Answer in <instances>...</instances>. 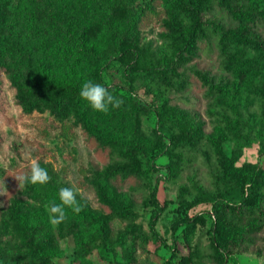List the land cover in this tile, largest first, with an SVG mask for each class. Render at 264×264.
Here are the masks:
<instances>
[{
  "label": "trees",
  "instance_id": "trees-1",
  "mask_svg": "<svg viewBox=\"0 0 264 264\" xmlns=\"http://www.w3.org/2000/svg\"><path fill=\"white\" fill-rule=\"evenodd\" d=\"M13 1L0 0V72H5L17 89V101L26 113L49 111L59 122H65L74 115L95 148L107 154L109 161L104 170H96L92 174V182L107 212L93 222L86 206L81 205L82 211L79 213L66 207L72 222L56 227L39 221L35 216L30 217L27 211L23 212L21 200L15 194L5 213V223H9L14 232L13 239L4 241L1 234L4 227H0V264H56L53 256L62 238L73 235L78 251L84 252L87 247L85 237L91 228L96 230L97 241L104 244L114 242L116 237L112 225L115 222L124 224V230L135 244L151 233L153 238L161 239L174 250L172 256H176L178 238H182L187 252L182 254L179 264H205V257L213 264H227V257L234 252V248H247L255 242L257 234L264 230V166L257 162L236 164L244 149L252 146L253 137L246 127L226 120L225 114L228 112L231 116L229 119L239 118V110L234 103L221 98L228 91V86L217 82L203 70L188 65L198 50L210 48L214 43L223 70L235 74L241 81L254 73V63L246 58L242 50L251 47L264 53V0H174L167 7L160 33L165 49L161 56L141 44L140 32L144 22L143 25L140 23L146 15L145 9L130 29H121L120 26L131 19L130 9L124 4H115L109 19L86 25L80 33L71 35L55 21L50 9L42 4L39 8V0H23L28 5L35 4L29 8L30 11L26 10L22 19L26 34L30 33L38 39L49 36L53 41L56 35L63 56L71 65L70 77L63 85L33 78L24 65L25 53L20 52L14 39L16 19L20 15L14 11ZM216 11L228 16L234 26L211 22L208 16ZM110 34H114L118 41L112 59L122 65L130 89L136 90L146 84L160 96L171 90L186 89L190 79L195 78L208 97L221 98L217 116L224 126L208 137L200 128L181 119L168 123L164 116L171 107L166 101L162 103L163 113H158L169 127V138L165 142L164 135L159 131H154L152 136L155 144H167L165 152L171 160L172 180L182 176L181 168L189 149L202 154L212 171L210 186L197 179L179 185L178 211L184 216L173 225V244L167 243L156 230L157 220L168 207V201L163 204L159 201L157 185L149 192L154 211L149 233L136 223V212L126 206L121 193L113 187L116 182H132V188L138 190L140 185L151 183L141 142L148 135L143 128L142 117L151 111V107L138 103L135 128L139 139L124 142L102 133L101 125L93 119L100 113L91 115V106L79 94L85 80L103 84L106 55L102 41ZM144 56H150L156 63L146 66L141 61ZM257 97L264 120V92L259 91ZM114 113L110 108L104 112L108 119H112ZM229 137L235 141L231 156L224 149V142ZM55 179L53 184L58 189L71 187ZM30 189L33 196L46 202L34 185ZM189 196L195 199L189 200ZM198 203H208L210 209L190 215L189 210ZM208 225L211 251L204 252L194 239L198 228ZM181 228V233L176 236ZM125 254L128 264H137L133 250L127 249Z\"/></svg>",
  "mask_w": 264,
  "mask_h": 264
},
{
  "label": "rangeland",
  "instance_id": "rangeland-1",
  "mask_svg": "<svg viewBox=\"0 0 264 264\" xmlns=\"http://www.w3.org/2000/svg\"><path fill=\"white\" fill-rule=\"evenodd\" d=\"M174 0H39L55 15V21L71 35L80 33L86 25L95 24L102 19H109L115 4H124L130 9L131 19L120 26L121 29H130L135 21L139 20L145 9L140 25L141 44L152 48L158 55L165 53L161 40L163 21L166 10ZM35 4L14 0V11L19 12L16 19L15 44L21 53H25L24 65L33 78L51 81L63 85L69 79L71 65L63 56L58 41L47 36L45 39L34 37L25 32L22 19L24 13L30 11ZM208 19L217 24L225 23L233 27L234 22L219 12L212 13ZM235 28V27H234ZM106 55L103 67V84L116 96L123 99L120 108H111L115 111L112 119H108L104 112L90 108V114L102 127V133L110 138L124 142L139 139L135 128L136 108L139 104L151 107V111L144 114L143 128L147 132L141 142L145 151V166L151 173V183L140 185L138 190L132 188V182L114 183L113 187L122 195L127 207L136 212V223L149 233L154 211L150 205L149 192L157 185V197L163 204L168 201V207L156 222V230L169 244H173V225L184 214L178 211L177 196L179 185L191 179H197L210 186L211 168L202 154L188 150L186 162L183 165L182 176L172 180L171 160L166 150L169 138L167 124L159 117L163 113L162 103L166 101L171 109L165 113L168 123L181 119L195 128H200L208 137L221 129L224 125L218 115V105L221 98L232 101L239 110V118H230L225 114L228 123H239L247 128L253 137L251 147L244 149L237 165L245 162H257L264 166V120L261 115L257 93L264 92V53L246 47L242 53L254 63L255 72L250 73L241 81L235 74L222 69L218 51L214 43L210 48H201L196 52L188 66H195L228 86V91L218 98H210L206 90L195 78L190 79V85L184 90H171L165 95L157 96L146 84L136 90L130 89L125 80L122 65L112 59L118 41L114 34L105 36L102 41ZM203 49V50H202ZM21 55V54H20ZM22 56V55H21ZM146 66H152L156 60L150 56L141 60ZM184 71V68L180 69ZM190 73L189 70L186 71ZM17 89L12 85L5 72H0V227L3 225L2 239H13L14 232L9 223H5L6 211L16 194L21 200L23 212L27 211L30 217L35 216L41 222L59 227L72 222L69 212L66 218L54 224L50 219L49 206L51 202L60 203L59 189L53 184V179H59L77 190V200L90 211L93 222L98 221L102 214L107 212L99 198L92 182L94 171H103L109 158L103 151H98L89 140L82 125L72 115L67 121L59 122L49 111L26 113L17 101ZM159 113V114H158ZM99 119V120H97ZM170 126V125H169ZM159 131L165 137L164 143L155 144L152 136ZM235 145L234 139L227 138L224 149L232 155ZM32 159L48 169L50 180L45 185H34V188L45 197L46 202L33 196L31 184H19L16 177L24 175L30 170ZM55 179V180H56ZM111 189V188H110ZM189 200L195 199L192 196ZM112 200V198H111ZM113 201V200H112ZM114 202V201H113ZM210 209L208 203H198L189 210L190 215L206 212ZM31 219V218H30ZM125 223V222H124ZM116 240L104 244L95 239V229L91 228L85 237L87 247L84 252L78 251V244L73 235L61 239L54 252L53 261L56 264H128L125 251L133 250L137 264H179L182 254L187 252L184 240L178 238L175 250L164 244L161 239L152 237L150 233L142 242L135 244L133 238L124 230V224L115 222L113 225ZM209 225L199 227L194 242H199L204 252L211 251ZM182 231L177 230L176 236ZM175 245H173L174 247ZM205 264H213L207 257ZM135 264V263H134ZM227 264H264V230L257 234L255 242L247 248H234V252L227 257Z\"/></svg>",
  "mask_w": 264,
  "mask_h": 264
},
{
  "label": "clouds",
  "instance_id": "clouds-1",
  "mask_svg": "<svg viewBox=\"0 0 264 264\" xmlns=\"http://www.w3.org/2000/svg\"><path fill=\"white\" fill-rule=\"evenodd\" d=\"M80 96L94 110L108 112L109 108H120L124 103L123 99L114 95L104 84L85 80L80 88ZM19 184L45 185L49 182L48 169L43 167L38 160L30 161L28 173L16 177ZM60 203L53 202L49 206L50 219L54 224L62 222L66 218V207H70L75 213L82 211V207L77 200V190L73 187H62L59 189Z\"/></svg>",
  "mask_w": 264,
  "mask_h": 264
}]
</instances>
